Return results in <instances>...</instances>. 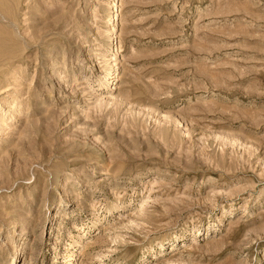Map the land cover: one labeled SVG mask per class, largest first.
Listing matches in <instances>:
<instances>
[{"label":"rangeland","instance_id":"374dc122","mask_svg":"<svg viewBox=\"0 0 264 264\" xmlns=\"http://www.w3.org/2000/svg\"><path fill=\"white\" fill-rule=\"evenodd\" d=\"M0 264H264V0H0Z\"/></svg>","mask_w":264,"mask_h":264},{"label":"bare ground","instance_id":"6f19581e","mask_svg":"<svg viewBox=\"0 0 264 264\" xmlns=\"http://www.w3.org/2000/svg\"><path fill=\"white\" fill-rule=\"evenodd\" d=\"M114 12H115V10H114ZM115 16V15H114ZM110 19L112 18L113 19V15L111 14L110 16ZM115 18V17H114ZM114 38V37H113ZM117 50V49H116ZM116 54H117V52H116Z\"/></svg>","mask_w":264,"mask_h":264}]
</instances>
